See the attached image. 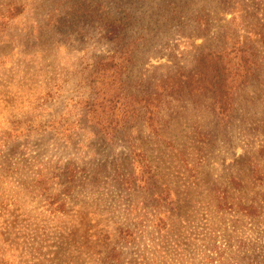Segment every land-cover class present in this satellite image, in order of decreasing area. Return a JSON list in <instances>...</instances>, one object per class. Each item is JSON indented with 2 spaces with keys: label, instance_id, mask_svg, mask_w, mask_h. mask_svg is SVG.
<instances>
[{
  "label": "rangeland",
  "instance_id": "obj_1",
  "mask_svg": "<svg viewBox=\"0 0 264 264\" xmlns=\"http://www.w3.org/2000/svg\"><path fill=\"white\" fill-rule=\"evenodd\" d=\"M263 23L264 0H0L3 264H264ZM129 40L122 89L93 82ZM234 43L260 66L226 118L158 88ZM161 91L155 133L130 97Z\"/></svg>",
  "mask_w": 264,
  "mask_h": 264
},
{
  "label": "trees",
  "instance_id": "obj_2",
  "mask_svg": "<svg viewBox=\"0 0 264 264\" xmlns=\"http://www.w3.org/2000/svg\"><path fill=\"white\" fill-rule=\"evenodd\" d=\"M258 38L261 46L264 48V23L261 26ZM136 39H134V41ZM132 43L133 41L129 40L128 43H124L125 45L115 50L111 56L101 59L94 68L92 81L96 82L97 79L101 77L103 79V84L100 86L107 83V86L110 88L117 84V89H122L123 83L121 77L135 50L134 47H131ZM255 56L253 50L240 43H234L232 46L219 51L203 52L198 58V70L195 73L185 74L183 71L179 70L173 77L163 80L158 88L167 90L168 93H165V95L169 96L181 94L185 91L194 94L196 92L199 93L208 90L213 94V103L216 113L219 117L226 118L232 108L234 94L258 76L257 71L260 65ZM99 92L100 89L98 88L97 93L93 95L92 99L88 100V106L90 105L93 107L94 104L99 101ZM162 94L163 92L161 91L142 97L131 96L132 103L129 105L131 114L137 116L143 109L142 113L147 125L154 128V121L157 120L156 124L159 122L155 110L159 106L157 102L162 101ZM123 99L126 100L124 95L117 92L110 98L103 96L102 101L109 103L111 106L112 103L115 104L120 100L123 101ZM122 105L121 103V107ZM113 108L112 106L111 109ZM104 112L105 109L103 110V114ZM107 116L106 119H108L110 115L107 114ZM110 122L106 125L96 123L99 130L105 136H110L115 133V127L111 128ZM115 125L118 126L116 123ZM153 130L155 133L157 132L156 128ZM111 138L112 137H109V139ZM260 154L261 157L264 158V148L260 151ZM68 168L65 172L67 180L70 179L71 174L74 172ZM146 173L150 175V172ZM260 174H262L261 169H255V176L257 178L262 177ZM154 178L156 180L155 175L145 180L147 183L146 185L151 189L155 185ZM129 179L130 178L127 177L125 181L128 183ZM150 194L153 200L155 195L154 191H151ZM247 210H253V208H247ZM152 223V228L159 232L161 230L160 226L162 227L161 219L153 218ZM0 264H3L2 258H0Z\"/></svg>",
  "mask_w": 264,
  "mask_h": 264
}]
</instances>
